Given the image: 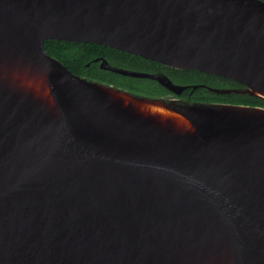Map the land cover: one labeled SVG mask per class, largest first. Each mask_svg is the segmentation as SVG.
I'll return each mask as SVG.
<instances>
[{"label": "water", "instance_id": "95a60500", "mask_svg": "<svg viewBox=\"0 0 264 264\" xmlns=\"http://www.w3.org/2000/svg\"><path fill=\"white\" fill-rule=\"evenodd\" d=\"M94 43L264 101V0H0V264H264V106L147 97L72 74Z\"/></svg>", "mask_w": 264, "mask_h": 264}, {"label": "trees", "instance_id": "16d2710c", "mask_svg": "<svg viewBox=\"0 0 264 264\" xmlns=\"http://www.w3.org/2000/svg\"><path fill=\"white\" fill-rule=\"evenodd\" d=\"M44 50L47 54L57 59L72 74L86 78L91 81L112 85L115 88H121L133 94H144L147 97H164L167 91L157 83L148 79H139L121 76L116 73L99 69L95 59L103 58L111 65L126 67L129 69L140 70L143 72H162L172 81H188L194 83L205 84L207 86H218L217 81H227L232 86L238 87L240 84L232 80H224L211 74H204L194 70H176L163 66L157 62L144 60L138 56L130 55L124 52L114 50L105 46L94 43H74L46 40L44 42ZM185 90L182 98L186 102H222L229 104H242L249 106H264V101L239 94H222L217 95L202 88H198L191 92Z\"/></svg>", "mask_w": 264, "mask_h": 264}, {"label": "flooded vegetation", "instance_id": "af4514ba", "mask_svg": "<svg viewBox=\"0 0 264 264\" xmlns=\"http://www.w3.org/2000/svg\"><path fill=\"white\" fill-rule=\"evenodd\" d=\"M145 60V59H144ZM98 63V62H97ZM113 66V65H112ZM98 67H99V63H98ZM115 67V66H114ZM183 71H188V70H183ZM138 72H143V71H140V70H138ZM144 73H149V74H153V72H144ZM154 73H162V72H154ZM201 73V72H200ZM164 74V73H163ZM204 74H207V73H204ZM212 75V74H211ZM215 76V75H214ZM168 77V76H167ZM217 77H219V76H217ZM169 78V77H168ZM219 78H223V77H219ZM170 79V78H169ZM224 80H226L227 78H223ZM148 80H150V79H148ZM171 80V79H170ZM228 80H230V79H228ZM150 81H152V80H150ZM172 81V80H171ZM153 82H155V81H153ZM173 82V81H172ZM234 82V81H233ZM155 83H157V82H155ZM174 83V82H173ZM217 83L219 84L218 86H207V85H205V84H197V85H201V86H205V87H220V88H218V89H233V88H235V89H240V88H242V86H238V87H235V86H232L229 82H227V81H217ZM158 84V83H157ZM175 84V83H174ZM159 85V84H158ZM160 86V85H159ZM162 87V86H161ZM163 88V87H162ZM199 88H202L203 90H206V91H208V92H210L209 90H207L206 88H203V87H199ZM164 89V88H163ZM198 89V88H197ZM166 90V89H165ZM186 90H189L190 91V93H189V95L191 94V92H193L194 90H191V89H186ZM196 90V89H195ZM167 91V90H166ZM183 92H185V90L183 91ZM183 92L180 94V95H178V96H176V95H174V94H172V93H170L169 91H167V94L163 97H161V98H164V99H177V100H179L180 102H184L185 100H184V98H182V94H183ZM212 93V92H211ZM215 94V93H214ZM234 94V93H233ZM140 95H143V94H140ZM217 95H222V94H217ZM224 95V94H223ZM239 95H241V94H239ZM146 96V95H145ZM192 103H194V102H192ZM209 103H222V102H209Z\"/></svg>", "mask_w": 264, "mask_h": 264}, {"label": "rangeland", "instance_id": "374dc122", "mask_svg": "<svg viewBox=\"0 0 264 264\" xmlns=\"http://www.w3.org/2000/svg\"><path fill=\"white\" fill-rule=\"evenodd\" d=\"M115 67H118V68H121V69H125V70H132V71H138V70H134V69H129V68H126V67H119V66H116L114 65ZM174 82V81H173ZM176 85H180V86H193V85H197V84H200V83H194V82H188V81H179V82H174ZM211 88H220V87H211ZM144 95V94H143Z\"/></svg>", "mask_w": 264, "mask_h": 264}]
</instances>
